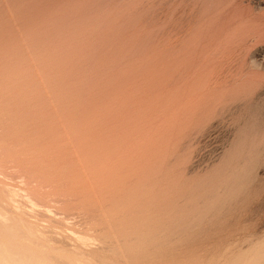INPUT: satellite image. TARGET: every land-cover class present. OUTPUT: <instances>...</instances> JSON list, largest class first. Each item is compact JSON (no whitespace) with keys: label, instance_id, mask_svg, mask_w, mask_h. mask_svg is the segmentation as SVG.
<instances>
[{"label":"rangeland","instance_id":"374dc122","mask_svg":"<svg viewBox=\"0 0 264 264\" xmlns=\"http://www.w3.org/2000/svg\"><path fill=\"white\" fill-rule=\"evenodd\" d=\"M0 224L16 264H264V0H0Z\"/></svg>","mask_w":264,"mask_h":264},{"label":"bare ground","instance_id":"6f19581e","mask_svg":"<svg viewBox=\"0 0 264 264\" xmlns=\"http://www.w3.org/2000/svg\"><path fill=\"white\" fill-rule=\"evenodd\" d=\"M178 11H179V10H178ZM203 42H204V41H203ZM201 47H202V46H201ZM208 52H209V51H208ZM200 60H202V59H200ZM198 64H199V63H198ZM219 65H220V64H219ZM218 71H219V70H218ZM231 82H232V81H231ZM213 83H214V82H213ZM212 86H213V85H212ZM212 86H211V87H212ZM209 87H210V86H209ZM193 109H194V108H193ZM37 192H38V191H37ZM191 209H192V208H191ZM221 209H222V208H221ZM66 210H67V209H66ZM212 213H213V212H212ZM215 215H216V214H215ZM6 217H7V216H6ZM12 218H13V217H12ZM10 219H11V218H10ZM3 220L5 221V219H3ZM2 222H3V221H2ZM7 222H8V221H7ZM7 222H6V223H7ZM6 223H5V224H6ZM8 223H9V222H8ZM8 223H7V224H8ZM10 223H13V222H10ZM10 223H9V224H10ZM7 224H6V225H7ZM0 225H1V224H0ZM11 226H12V224H11ZM13 226H14V225H13ZM13 226H12V228H13ZM15 227H16V226H15ZM3 228H4V227H3ZM5 228H7V226H6ZM10 228H11V227H10ZM14 229H15V228H14ZM3 230H4V229H3ZM5 231H6V230H5ZM13 231H14V230H13ZM21 231H22V229H21ZM1 232H3V231H1ZM6 232H7V231H6ZM11 232H12V230H11L10 233H9L10 235H12ZM7 233H8V232H7ZM18 233H19V231H18ZM18 233H17V234H18ZM4 235H5V234H4ZM23 235H24V234H23ZM6 236H7V235H6ZM13 236H14V235H13ZM13 236H12V237H13ZM17 236H18V235H17ZM7 237H9V235H8ZM12 237H11V238H12ZM24 237H26V235H25ZM34 239H35V238H34ZM222 242H223V241H222ZM37 243H38V241H37ZM1 244H2V243H1ZM2 246H3V244L0 245V262H1L2 264H16V263H14V262H13V263H10L9 261L6 260L7 257H5V256H6L5 254L7 253V255H9V251H12V249H7V246H5V248H6V250H5L4 247H2ZM2 248H3V249H2ZM216 248H217V247H216ZM7 250H8V251H7ZM6 251H7V252H6ZM5 252H6V253H5ZM22 253H23V252H22ZM212 253H213V252H212ZM11 254H12V253H11ZM18 254H19V253H18ZM15 255H16V254H15ZM28 255H29V253H28ZM19 256H20V255H19ZM35 256H36V255H35ZM16 257H17V256H16ZM21 257H24V255L21 256ZM31 257H32V256H31ZM51 257H53V256H51ZM27 258H28V256H27ZM8 259H9V256H8ZM20 259H21V258H20ZM22 259H24V258H22ZM40 259H41V258H40ZM27 260H29V258H28ZM27 260L25 259L26 263H27ZM30 260H31V259H30ZM21 261H22V260H21ZM23 261H24V260H23ZM25 261H24V262H25ZM39 261H41V260H39ZM42 261H43V260H42ZM1 263H0V264H1ZM21 263H23V262H21ZM37 263H38V262H37ZM45 263H46V262H45ZM45 263H44V264H45ZM54 263H55V262H54ZM19 264H20V263H19ZM23 264H24V263H23ZM31 264H32V262H31ZM33 264H34V263H33Z\"/></svg>","mask_w":264,"mask_h":264}]
</instances>
